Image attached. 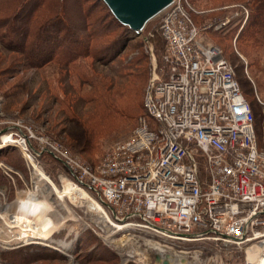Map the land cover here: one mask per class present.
Wrapping results in <instances>:
<instances>
[{"label":"rangeland","instance_id":"1","mask_svg":"<svg viewBox=\"0 0 264 264\" xmlns=\"http://www.w3.org/2000/svg\"><path fill=\"white\" fill-rule=\"evenodd\" d=\"M187 1L201 28V41L219 46L236 66L261 140L264 36L259 35L258 45L245 47L248 36L242 29L253 26L248 0ZM31 2L0 0V141L3 134L23 132L34 149L13 144L0 148V210L15 215L24 198L35 193L53 206L49 216L58 228L48 241H0V264H160L157 256L167 254L177 264H252L247 251L260 244L255 241H168L119 229L110 222L107 207L74 176L83 164L98 161L127 138L140 115L150 116L146 96L151 78L155 72L161 77L168 72L162 59V13L136 35L122 27L103 0H66L59 12L45 6L42 12H31ZM45 146L50 152L41 151ZM26 152L35 154L36 164L50 179L40 182V188L50 191L54 184L62 190L67 178L82 186L88 198L73 201L64 194L61 199L52 191L46 197L48 192L37 187L38 168ZM91 199L104 212L93 210ZM150 239L169 248L156 249ZM63 241L68 245L62 246Z\"/></svg>","mask_w":264,"mask_h":264},{"label":"built area","instance_id":"2","mask_svg":"<svg viewBox=\"0 0 264 264\" xmlns=\"http://www.w3.org/2000/svg\"><path fill=\"white\" fill-rule=\"evenodd\" d=\"M186 4L175 0L161 12L168 72L151 78L150 116L74 176L117 227L168 241L262 243L264 136L236 66L219 46L201 41ZM14 135L9 145L34 152L25 133Z\"/></svg>","mask_w":264,"mask_h":264},{"label":"bare ground","instance_id":"3","mask_svg":"<svg viewBox=\"0 0 264 264\" xmlns=\"http://www.w3.org/2000/svg\"><path fill=\"white\" fill-rule=\"evenodd\" d=\"M16 139L17 138H15L14 134L13 136L10 135V133L3 134L1 136L0 148L9 146V142L10 144L12 142L14 143ZM26 154L32 164L35 165V167L37 166L38 168V171L36 172L38 176L37 187H42L40 182H50V179L45 174V172L41 170L36 164L35 154L29 152H26ZM81 187H79L78 184L76 185L75 182L64 178L62 190L57 188L54 184L50 188V191L49 188L40 189L46 190L45 192H48V194L45 195L46 197L52 191L53 193L57 194L58 197L61 199H63L64 194H67L71 200L77 201L76 199H80L81 201L83 199L88 198V193ZM24 200V204H20V206L18 205V207H16V212L18 213H15V215L13 213L11 214L7 213L6 211L0 210V241L4 244L20 242L21 240L23 241V239L25 241L29 238H38L41 240L44 239L45 241H48L51 240V236L54 230L58 228V223L54 222L49 216L50 210H53L54 208L47 199H41L39 195L32 193L31 195L25 197ZM89 201L90 207H92L93 210L97 212H104L103 207L99 203H97L93 199ZM24 208H26L25 213ZM100 217L103 219L102 216ZM118 227L119 229H122L126 226L123 225ZM149 241L151 246L161 251L164 250V247H168L166 245H161L151 239ZM61 245L67 246L68 242L63 241ZM247 252V258L250 262H252V264H264V241L260 244L252 245L251 247H249V250ZM171 261H173V259H171Z\"/></svg>","mask_w":264,"mask_h":264},{"label":"water","instance_id":"4","mask_svg":"<svg viewBox=\"0 0 264 264\" xmlns=\"http://www.w3.org/2000/svg\"><path fill=\"white\" fill-rule=\"evenodd\" d=\"M175 0H104L117 20L132 30L136 35L140 34L149 20L160 14ZM0 114L2 111L0 109ZM171 255L167 254L163 259L157 256V261L162 264H173Z\"/></svg>","mask_w":264,"mask_h":264},{"label":"trees","instance_id":"5","mask_svg":"<svg viewBox=\"0 0 264 264\" xmlns=\"http://www.w3.org/2000/svg\"><path fill=\"white\" fill-rule=\"evenodd\" d=\"M31 1H32L30 4L31 5L30 6L31 12H34V11L38 12L44 6L47 7L49 10L54 9V10L59 12L60 11L59 9H64V7L66 6L64 3L66 0H31ZM247 6H249L251 8V14L249 15L248 20L249 21L252 20L251 23L253 26L252 27L247 26V28L245 26L242 30H243V35L245 34L248 36V38H247L248 40H246V42H245V44H246L245 47H251V46L258 45L259 44V37L261 35L264 36V0H248ZM42 10L40 12H42ZM27 20H30V16H29V18L27 17V19L25 18V22H27ZM121 25L123 28L129 29L128 27L124 26L123 24H121ZM162 59H163V57H162ZM163 61H164V59H163ZM164 63H165V61H164ZM140 116H143V115H140ZM139 117L137 118L136 125L138 123ZM96 162H93L92 164H95Z\"/></svg>","mask_w":264,"mask_h":264}]
</instances>
